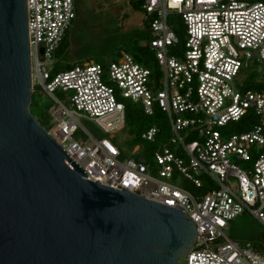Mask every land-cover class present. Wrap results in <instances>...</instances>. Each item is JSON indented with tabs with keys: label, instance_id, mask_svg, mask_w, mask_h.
I'll return each mask as SVG.
<instances>
[{
	"label": "built area",
	"instance_id": "obj_1",
	"mask_svg": "<svg viewBox=\"0 0 264 264\" xmlns=\"http://www.w3.org/2000/svg\"><path fill=\"white\" fill-rule=\"evenodd\" d=\"M143 8L159 81L126 50L106 66L88 61L53 74L76 0H27L33 85L55 101L47 130L87 179L185 212L197 228L185 264H264V245L225 233L245 211L264 227V86L235 82L244 60L264 64V2L144 0ZM59 90L73 92L62 99ZM125 100L168 118L169 139L149 157L135 145L139 157L125 158L112 140L125 128ZM250 113L257 122L247 130L226 128ZM85 118L111 136L92 134ZM158 131L152 125L141 138L154 142Z\"/></svg>",
	"mask_w": 264,
	"mask_h": 264
},
{
	"label": "water",
	"instance_id": "obj_2",
	"mask_svg": "<svg viewBox=\"0 0 264 264\" xmlns=\"http://www.w3.org/2000/svg\"><path fill=\"white\" fill-rule=\"evenodd\" d=\"M34 91L27 0H0V264H180L193 220L87 179L30 111Z\"/></svg>",
	"mask_w": 264,
	"mask_h": 264
},
{
	"label": "rangeland",
	"instance_id": "obj_3",
	"mask_svg": "<svg viewBox=\"0 0 264 264\" xmlns=\"http://www.w3.org/2000/svg\"><path fill=\"white\" fill-rule=\"evenodd\" d=\"M144 17V13L134 9L128 0H79L76 18L66 31L65 40L57 52V57L72 64H83L88 61L105 63L117 59L121 50L129 48L132 33L140 32L145 28ZM140 43L144 44L145 41L141 40ZM263 78L264 64L244 60L243 70L235 82L237 86L242 84L245 86L253 80H258L264 85ZM72 92L69 90L67 94L60 93L59 97L67 99ZM36 100L39 105L35 110L33 108L32 112L48 129L51 126L49 110L55 101L43 91L37 93ZM66 104L71 107L69 101ZM81 123L97 137L111 136L102 131L93 120L85 118ZM226 128L236 130L234 125ZM84 136L76 135L78 139L86 138ZM122 136L128 137V134L117 133L112 140L124 150L125 158L135 157L131 155L130 148L125 145ZM239 165L245 166V163L240 162ZM225 233L241 245L249 242L255 247L264 245V227L248 211L231 220ZM179 263L185 264V259H181Z\"/></svg>",
	"mask_w": 264,
	"mask_h": 264
},
{
	"label": "trees",
	"instance_id": "obj_4",
	"mask_svg": "<svg viewBox=\"0 0 264 264\" xmlns=\"http://www.w3.org/2000/svg\"><path fill=\"white\" fill-rule=\"evenodd\" d=\"M128 1L134 9L142 11L144 13V8H143L144 0H128ZM246 1L264 2V0H246ZM78 3L79 0H76V15H77ZM143 22L145 28L140 32L135 31L132 33L129 42L130 46L125 50L130 54H132L137 62L149 67L152 71L153 77H156V79H158L159 81V75L161 71L156 62L155 52L148 45L149 40L153 37L149 27V18L144 17ZM65 36L66 33L56 51V62L52 69L53 74L70 69L76 64H81V63L72 64L70 62H64L63 60L57 57V52L59 51V49H61V44L64 42ZM141 40H144L145 43L141 44L140 43ZM108 63L109 62H105L101 64L106 66ZM156 86L159 87V83H157ZM263 86L264 85L259 83V81L253 80L252 82H249L247 85H245V89H257ZM38 88L39 87L37 85L34 86L35 91L33 92L30 103V110L32 109L31 112L33 111V108L35 110L39 105L37 102L38 100H36L37 93L40 91V89ZM60 93H64V92L61 90L57 91L58 97ZM256 122H257V118L252 113H250L247 117L235 123V127H236L235 129L238 131L247 130L250 127L251 123L254 124ZM40 123L44 126V124L41 121ZM152 125H156L159 128L155 141L149 142L143 140L141 138L142 132ZM123 132L127 133L130 136V138L124 142L125 145L130 148H132L135 145H141L143 149H141L138 155L140 156L142 154H147L148 157L151 155V152L158 149L163 143L167 142L171 133L169 121L165 112H163L160 108L155 107L152 114H146L144 113L142 107L138 103H135L131 100H127L126 102L125 128ZM138 155L135 157L138 158L139 157Z\"/></svg>",
	"mask_w": 264,
	"mask_h": 264
}]
</instances>
